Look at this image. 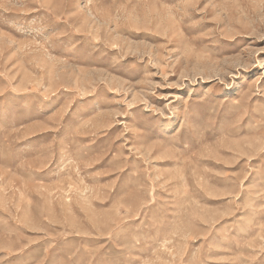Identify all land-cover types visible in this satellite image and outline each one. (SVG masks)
Listing matches in <instances>:
<instances>
[{
    "label": "rangeland",
    "instance_id": "obj_1",
    "mask_svg": "<svg viewBox=\"0 0 264 264\" xmlns=\"http://www.w3.org/2000/svg\"><path fill=\"white\" fill-rule=\"evenodd\" d=\"M0 264H264V0H0Z\"/></svg>",
    "mask_w": 264,
    "mask_h": 264
}]
</instances>
